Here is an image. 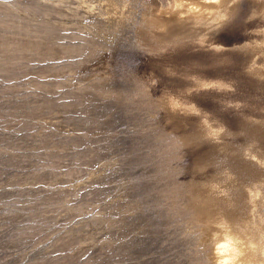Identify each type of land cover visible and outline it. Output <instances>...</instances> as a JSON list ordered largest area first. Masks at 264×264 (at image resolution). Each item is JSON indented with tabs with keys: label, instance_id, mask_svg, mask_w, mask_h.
I'll list each match as a JSON object with an SVG mask.
<instances>
[{
	"label": "rangeland",
	"instance_id": "374dc122",
	"mask_svg": "<svg viewBox=\"0 0 264 264\" xmlns=\"http://www.w3.org/2000/svg\"><path fill=\"white\" fill-rule=\"evenodd\" d=\"M195 1L0 0V264H216L264 216V14L216 51Z\"/></svg>",
	"mask_w": 264,
	"mask_h": 264
},
{
	"label": "clouds",
	"instance_id": "9594fccd",
	"mask_svg": "<svg viewBox=\"0 0 264 264\" xmlns=\"http://www.w3.org/2000/svg\"><path fill=\"white\" fill-rule=\"evenodd\" d=\"M237 2V0H199V4L205 8L206 13L209 16V20L207 22V25L205 27H202L206 29V31L202 34L205 37V43L201 46H204L207 44L209 48H212L216 51H220V47L215 44H208V41L210 39V34L215 31L216 29L220 28L223 22H226L232 18V13L230 9L233 7V5ZM167 7H175L180 11H185L187 7V0H170ZM199 10V9H198ZM262 19L264 20V15H259L256 13H253L252 16L249 17V20L251 19ZM254 34L256 36L262 37V39H257L252 43L245 44L244 47L246 49H251L255 53V59L254 61H260L261 59H264V27H259L254 30ZM169 75H176V73L172 72L171 69L167 70ZM190 77L193 76H186V79H190ZM196 77V76H195ZM191 80V79H190ZM156 81V80H153ZM198 85L196 86V88ZM190 89V88H189ZM195 89V88H191ZM207 90V89H206ZM217 90V89H216ZM218 91H226V90H218ZM231 91V90H227ZM194 92V91H193ZM192 93V92H191ZM190 93V94H191ZM188 90L184 95H190ZM235 105V104H233ZM234 107V106H232ZM253 160H257L258 163H260L262 166H264V161H259L256 157H252ZM252 199H260L264 197V191L259 190H253L249 189ZM218 228H221L224 232L223 241L225 248L235 247L239 248L242 241L238 240L237 238L233 237L230 234V231L228 229V225L226 222H221L217 224ZM229 264H238V261H231Z\"/></svg>",
	"mask_w": 264,
	"mask_h": 264
},
{
	"label": "bare ground",
	"instance_id": "6f19581e",
	"mask_svg": "<svg viewBox=\"0 0 264 264\" xmlns=\"http://www.w3.org/2000/svg\"><path fill=\"white\" fill-rule=\"evenodd\" d=\"M255 2L258 3L260 12L264 14V0H256ZM196 3H199V1H195L192 6L199 7L206 12L203 6ZM248 196L252 199L251 193ZM239 219H242V221H239ZM239 219L236 226L228 223L230 234L242 241L239 248H225L222 239L224 236L223 230L217 227L218 230L214 232L216 236L213 235V237H217L214 256L216 264H229L231 261H238V264H264V216L260 218L246 216Z\"/></svg>",
	"mask_w": 264,
	"mask_h": 264
}]
</instances>
